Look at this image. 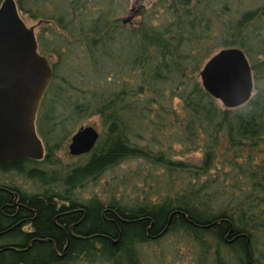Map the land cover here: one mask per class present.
Returning <instances> with one entry per match:
<instances>
[{"label":"trees","instance_id":"trees-1","mask_svg":"<svg viewBox=\"0 0 264 264\" xmlns=\"http://www.w3.org/2000/svg\"><path fill=\"white\" fill-rule=\"evenodd\" d=\"M16 3L39 22V52L53 66L37 118L40 138L57 143L55 150L69 121L80 124L91 115L102 121L103 135L87 164L67 176L65 192L74 196L76 184L132 160L170 175L156 189L158 202L144 192L142 205L134 207L2 186L18 192L23 207L0 190V264L14 238L28 249L15 261L59 264L56 254L77 243L75 234L109 245V264H144L143 250L168 238L191 244L201 264H247L248 240L264 244V0ZM220 46L242 49L254 69L258 94L242 111L222 109L197 78ZM146 133H153L155 146H143ZM175 146L181 155L202 152L201 164L174 160ZM21 164H0V170L22 174ZM28 176L46 180L37 168Z\"/></svg>","mask_w":264,"mask_h":264},{"label":"water","instance_id":"water-1","mask_svg":"<svg viewBox=\"0 0 264 264\" xmlns=\"http://www.w3.org/2000/svg\"><path fill=\"white\" fill-rule=\"evenodd\" d=\"M36 28L26 24L15 0L1 4L0 162L40 161L45 156L36 122L53 79V66L51 59L39 52ZM200 81L203 89L227 110L243 107L254 92L250 61L238 47L214 54L203 66ZM99 139L94 126H82L72 136L69 152L73 156L89 154ZM230 229L229 237L234 234L232 225Z\"/></svg>","mask_w":264,"mask_h":264},{"label":"rangeland","instance_id":"rangeland-1","mask_svg":"<svg viewBox=\"0 0 264 264\" xmlns=\"http://www.w3.org/2000/svg\"><path fill=\"white\" fill-rule=\"evenodd\" d=\"M20 14L29 27L37 26V35L39 32V22L31 20L27 15L22 13ZM125 18L127 19V16ZM261 37H264V30L262 31ZM259 40H261V38L258 39V42ZM224 48L225 47L220 46L217 50H215L213 55ZM209 59L204 62V65ZM197 78L201 83L200 73ZM255 84L256 81L254 76L253 95L246 105L238 108L239 110L242 111L246 109L258 94ZM217 104L222 109L227 110L220 102H217ZM71 111L69 114H66V116H70V114H72ZM64 114L65 112L61 113V115ZM73 117L75 118L76 116L73 115ZM173 121H175V119H173ZM82 126H94L100 133V138L103 135L102 121L98 115H91V117L87 118L80 124H75L73 121H69L64 127L60 129L58 133L63 137L65 136L60 148L52 150L50 148L56 146L57 143H51L48 146L46 145L47 142L45 143L41 139L46 152L42 160L27 162L22 168V174L18 173L17 171L5 172L0 170V189H2V186L10 185L29 195H41L44 191L49 189L56 193H62L66 197H73L81 204L87 201L89 203V201L98 199L105 203L106 206H109L110 203L115 202L118 199L120 203L123 202L122 204L124 206L128 205V207L141 206L144 192H146L147 196H151L154 202H158V192L156 189L159 188L160 183L167 182V177L170 175V173H168V171L161 170L160 168H157L144 160H132L120 165H116L115 167L110 168L104 174L99 175L97 178H90L81 184H76V188H73L74 196L66 193L64 188L67 184V176L75 168L84 167L89 160L90 154L92 153L91 152L82 156H73L69 152V144L71 143L72 136ZM66 131L70 132L69 137L66 136ZM153 136V133H146L143 146H155ZM168 136L170 137L171 134ZM57 139L58 137H56V140ZM175 151L179 153V155L173 157L174 160H182L184 162L194 163L195 165H200L203 160L202 152L192 153L191 155H181L180 146H175ZM33 168H37L41 172L43 171L46 180H41L37 176L29 177L28 172ZM152 173H155V175L153 176ZM55 201L59 205L64 204V201L62 202L58 199ZM65 204L69 205L67 202ZM30 225L24 227L25 231L32 229ZM232 236L229 237V239L232 238ZM74 238L75 241H77V243L74 244L78 247H75L74 244L72 247H70L69 241L68 244L63 247L61 252L56 254V258L60 261L59 264H109L111 256H109V253H106L105 248L108 247V249L111 251V247L109 245L107 246L106 243H104L101 239L92 240L79 234H75ZM234 239L229 242H234ZM21 240L22 238H14L11 242H9L11 244L10 249L12 253L9 252L10 250L7 252L6 257H4V264H38L37 261L30 259L15 261L14 257L20 255L16 253H22L23 251L28 250L26 248H21V245H18L20 242L23 243ZM68 248H70L69 253H67ZM190 249L191 244L184 241H173L170 238L156 240L155 242L151 243L150 247H148L146 250H143L146 251V259H144V264H201L198 263L197 260L193 259L194 256L191 254ZM176 251H178V255ZM247 252V264H264V244H252L249 242L247 246ZM13 253H15V255H13ZM232 262L231 264H234ZM46 264L51 263L48 261ZM210 264L218 263L214 260L213 263Z\"/></svg>","mask_w":264,"mask_h":264},{"label":"flooded vegetation","instance_id":"flooded-vegetation-1","mask_svg":"<svg viewBox=\"0 0 264 264\" xmlns=\"http://www.w3.org/2000/svg\"><path fill=\"white\" fill-rule=\"evenodd\" d=\"M36 37H37V35H36ZM42 103V102H41ZM41 106V105H40ZM39 110H40V108H39ZM38 113H39V111H38ZM37 118H38V116H37ZM36 128H37V122H36ZM38 133V132H37ZM39 136V135H38ZM39 138H40V136H39ZM42 144H43V142H42ZM43 147H44V145H43ZM44 150H45V147H44ZM45 154H46V152H45ZM17 161H22V164H21V166H24L27 162H30L31 160H24V159H22V160H17ZM24 161H27V162H24ZM9 162H13V161H9ZM5 163H8V162H0V164H5ZM0 190H5V191H8V190H6V189H0ZM8 192H10L12 195H14L15 196V204H16V207H17V209H20V208H22L23 207V205H21L20 203H19V198H20V196H19V194H18V192H15V191H8Z\"/></svg>","mask_w":264,"mask_h":264}]
</instances>
